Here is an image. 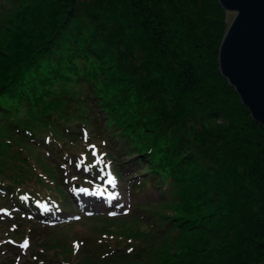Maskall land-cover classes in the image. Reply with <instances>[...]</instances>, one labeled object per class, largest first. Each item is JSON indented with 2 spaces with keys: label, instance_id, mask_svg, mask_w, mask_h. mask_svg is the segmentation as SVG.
Segmentation results:
<instances>
[{
  "label": "rangeland",
  "instance_id": "374dc122",
  "mask_svg": "<svg viewBox=\"0 0 264 264\" xmlns=\"http://www.w3.org/2000/svg\"><path fill=\"white\" fill-rule=\"evenodd\" d=\"M98 1H100V4L103 6L102 8L110 12L112 15L110 16L112 19L104 23L105 26L117 28V31L121 34L120 37L123 41L127 44L134 43L137 41L138 36L142 37L141 33L143 32V28L140 27L141 30L137 27L129 28V24L133 23L136 25L133 20V15H127L128 13H126L129 7L124 4H119L117 6L115 5L114 8H111L110 6L105 5L108 4L107 0ZM6 2L8 1L4 0L0 2L1 6ZM73 2L74 4L71 3V0H35V6L33 7L34 10L31 15H29V12L24 11V8H22L25 7L27 3L29 5V0L23 5L22 2H17L10 11H6L3 7H1L0 49H8V62L18 65L21 63V60L27 59L31 55L33 56L35 52H40L46 47V49L50 48L49 52L54 53L57 51L64 35H69L70 37L72 33L80 31H83L85 35H92L93 32L95 33L96 29L94 28L93 23L89 21L90 18L88 19L87 15V11L90 12L95 10V5L93 3L94 0H75ZM173 2L178 5V10L182 13L183 21H186L184 18H189L190 26L185 27L186 25L183 24L176 28L173 25L172 16H174L176 20L180 19L178 22H182V19L180 18L178 12L172 10V2L165 0V3L161 6V9L164 10L165 14L161 13L159 19H156L155 16L153 17V21L154 19L156 21L154 25H160L159 33H162L159 35V41H162L163 43L160 44L159 42H156L159 46L161 45V51L160 53H157L155 58H150L147 56V53H143L138 46V49L136 48V45L133 46V48L131 47L130 51L135 54L133 55V60L131 61L132 67L137 69V74L133 76V79L138 81V86L139 83L144 80V78L141 77L143 73L141 69H144L143 64H155L156 62H159L162 64V69L167 70V73L165 74L166 76L164 75L166 80L164 82L167 85L166 82L171 80L170 77L175 76L174 73H171V69L167 63L178 64L177 68L182 73L181 80L185 81L177 85L172 84L170 87L165 86V89H169L173 95L172 98H165V92H163V94L162 90L160 91V94L162 99L166 101L168 107L174 105L177 108V111L175 112L178 114L177 118L173 117V110L169 112V116L173 117V121L168 119V124H173V127L170 129L174 131L176 130L178 133L177 138L179 139L182 147H184L185 151L188 153H195V155L198 156V158L195 157L191 159V165H189L186 169L187 180L185 181V186L188 191L183 192L184 204L186 205V202L190 203L191 207H189V209L199 216L208 215L215 210V207L223 208L224 206L232 204H237L238 207L235 209L233 214L229 213L226 217L222 218L213 216L207 220H202L199 224H196V229L194 233L192 232L193 236H190L185 243H182L181 240L176 243L172 242L173 235H168L167 237L164 236V238L158 236V238H156L153 236L155 233L150 231L149 228L153 227V230L155 229L156 231H160V228L154 223L155 221L152 220V217L154 216L156 219H158L157 216L160 218L161 222H158L161 223L160 226H164L163 223L166 220H172L174 218L173 210H177L173 208L175 203L174 200L176 199V201H178L180 197L178 196L176 198L174 190L170 187H168L169 191L167 190V192L161 188V191L159 190L158 193V190L156 189V192L154 194L151 193V196L148 198L147 193L141 194L136 198L134 197L135 195H133V198H135L133 203H142H139L137 206V212L136 210L135 212L131 210V213L135 216L130 215L126 217V220L110 224L102 223L100 219L86 220L85 223H83V227L89 233H96L105 228V230H110V232L125 235H133L134 233L146 236L148 235L154 246V248L151 247V250L155 254L150 259L148 264H245L252 256H255V263L252 264H260V262H257L258 259L256 252L252 254L254 249H250L249 253H243L242 255L238 253L240 250L245 251L247 246H253L252 244H240V233H245L246 237V234L249 235L247 225L255 223L257 226L259 224L256 216V213L258 212V205L256 203L258 202L254 195L255 193H258V190L253 185L245 181V168L243 167L242 158L239 156L243 153V151H245L243 149L241 151V147L246 143L244 141L243 144V139H241L238 135V132L241 134V131H246L245 134L248 138V136H252V134L257 133L258 127L257 125L249 123L247 118L248 116L245 112H243V110L239 109V106L236 105L235 97L234 95L232 96V92L228 87L225 89L224 87H220L223 89V92H221L220 95L221 101L218 102L217 100L216 103L212 104L211 97L213 94H211V90L215 89L216 86L217 89H219L218 84L221 86L222 80L217 76L215 81V79H213L214 74L211 75L214 73V65L216 66V63H214L212 59L214 60V56L217 55L219 46L215 44L212 48L206 47L207 35L209 34L207 31L208 17L202 9H199L201 8V4H196L195 2L193 4L192 0H173ZM144 3L147 8L150 6L151 11L153 12L154 8L159 7V3L156 0H146ZM84 5H86L87 8ZM73 6L77 9H83L82 6H84V11L81 10V12L78 10L76 15L68 18L67 13ZM65 10L66 12H64ZM58 11L61 12V14H59ZM196 11L198 12L199 17L197 16ZM232 18V14L226 13L225 28H227ZM169 19H171V22ZM63 20L65 21L62 24ZM15 31L18 33L14 35V37H11ZM196 37L204 40V42L200 43L195 41ZM54 43L55 45H53ZM197 44L199 45L195 48V45ZM97 48L99 49V44L97 45ZM65 49L66 47H63L59 54L57 53L58 55H61V67L63 70H72L76 72V76L73 75L75 72H73L72 75H69L67 82L70 81V79L74 81L77 76L83 77L81 74H85V70H92L93 65L89 63L85 64L79 60H74V58L70 56L60 54L64 52ZM182 49H185L187 57L183 53ZM188 52L193 55H190L189 57ZM154 55H156V53ZM36 56L38 57V60L35 61L36 65L41 62V59L50 57L49 59L55 60L54 57H56L51 54ZM188 57L194 73L191 72V66L189 63L184 62L186 58L188 59ZM101 58L102 60H105L108 57L106 55H102ZM92 64L94 63L92 62ZM36 65H33L32 68L36 69V67H40ZM117 66L118 63L106 62L105 68H114L115 70ZM153 67L154 66L151 65V69ZM46 68L47 67H41L39 69ZM125 68H128V63ZM109 71L111 70L109 69ZM152 71L156 77H158L159 73H157V70L152 69ZM159 81L160 84L159 82H157V84L159 89H161L162 82L161 80ZM186 81L189 84H187ZM65 84L68 88L61 92L55 91L56 88L52 89L47 87L43 89L39 88L37 90L39 95L43 96L40 107L37 111L38 117L52 114H64L69 108V104L65 100L63 92L71 93V91L75 90V88L80 89V91H88L86 84L80 88L75 85L74 82ZM129 87L132 88L131 86ZM196 87L199 89H195ZM48 95H50L51 98L46 97ZM79 106L81 108L83 107L84 113L88 111L90 124L92 126H96L94 128L96 133L98 129L97 126H100L101 132L108 134L104 131V128L107 127L106 125L111 126V123H107L105 112L98 111V106L94 103H92L90 107H86V104ZM217 107L220 109L225 107L226 115H223L224 118L220 117L221 112H219L218 115L216 113L215 116L208 112L210 109H217ZM1 125L3 126V124H0V136L3 134V128ZM249 127H252L253 131L252 129L250 130ZM89 128L92 131V128ZM112 131L116 132L114 128H112ZM254 143L255 142L252 144ZM73 146L74 145L71 146L72 150L83 149L82 143H77L74 147ZM119 146L121 149L126 148V146L121 145L117 140L112 138L111 149L112 153L116 157L118 156ZM250 147L252 149H256L257 152L264 155V151H259V146L250 145ZM16 148L19 149L18 146H16ZM5 149L6 148L1 144L0 155L4 153ZM128 151L133 153L132 148L128 147ZM27 152L23 151L22 156L28 155ZM34 154L35 153L32 151L31 156H34ZM121 158H124V156ZM34 161V159H30L31 163ZM117 163L119 164L121 173H123L125 177L123 178L122 183L124 187H127L128 184L126 179L129 177V174L124 173L125 166L123 164H125V162L118 161ZM147 164L148 162L142 165V167H139V170L142 172L146 171L148 167L145 165ZM133 168L136 169L138 167L134 165ZM144 175L148 176L149 174ZM26 185L34 187L35 189H43V187L37 185L34 180L28 182ZM59 189L60 188L51 187L55 198L60 203L62 194L59 192ZM63 190L65 191V189ZM127 193L128 188H126V194ZM145 199L149 200V202H145ZM141 211L146 215H144ZM69 212L70 210L67 213ZM138 217L139 219H141V217L144 219L139 222ZM2 221L3 220H0V227L5 228V230L8 231V225H10L12 221ZM22 222H24V220L21 221V223ZM137 224L141 226L135 227ZM64 233L65 231L63 230L57 232L52 229L43 230L38 238H34L31 253L38 254V260L42 263L53 264L55 260L52 259L50 249L46 248L44 243L48 239L55 238L58 235L60 237ZM112 234L116 235L115 233ZM252 243H254V239ZM65 244L69 245V241H65ZM111 244L116 243L111 241L108 242V244H104L106 245L105 249H107V246ZM38 245L44 249V254L43 252L42 254L37 252L36 246ZM86 246L88 245L86 244ZM190 247L192 248L191 257L187 256L189 253V250L187 249H190ZM180 251L181 256L175 261L173 253ZM169 254L170 256H168ZM97 255L100 256V253H97ZM14 256L15 253L13 254V259ZM195 257H198L196 261L194 259ZM240 257L242 259H240ZM2 260L10 262L11 257H9L6 253L4 256H0V262ZM73 260L76 262L78 260V256L74 257ZM95 263L96 262L94 260H86V264ZM35 264H37V261H35ZM116 264L123 263L120 260H117ZM125 264L142 263L133 261L130 263L126 262Z\"/></svg>",
  "mask_w": 264,
  "mask_h": 264
},
{
  "label": "trees",
  "instance_id": "16d2710c",
  "mask_svg": "<svg viewBox=\"0 0 264 264\" xmlns=\"http://www.w3.org/2000/svg\"><path fill=\"white\" fill-rule=\"evenodd\" d=\"M15 1L19 3L22 2L23 5L28 0ZM73 1L75 0H71L72 4H74ZM144 1L146 0H107L108 4H105L111 8H114L115 5L117 6L119 4H124L129 7L126 13H128L127 15L132 14L133 20L136 23V25L133 23L129 24V28L137 27L139 30L143 28V32L141 33L142 37L138 36L136 41L137 43L134 42L127 44L123 41V39H121V34L117 31V28L105 26L104 23L108 20L110 21V19H112L110 16L112 15L110 12L102 8L103 6L100 4V1L94 0L93 3L95 5V10L90 12L86 10L88 19L90 18L89 21L93 23L94 28L96 29V32H93L92 35H85L83 31L72 33L70 37L69 35H64V38L62 39L56 52H49L50 48L46 49V47L40 52H35L33 56L31 55L29 58L21 60V63L18 65L9 63L8 49L1 48L0 121L6 122L9 118H15L16 123L20 124L23 128H29L33 123V119H28L29 116L20 117L18 115V111L25 110L33 114L35 110L39 109L43 99V96H40L37 92L39 88H56L55 91L61 92L68 88L65 83L70 84L74 82L75 85L79 86V88L86 84L88 91H80V89L75 88V90L71 91V93L63 92L65 100L68 104H74L78 108L76 109V112L79 110L80 113H84L83 107L81 108L79 105L86 104V107H90L91 99L98 106L99 111L105 112L106 117L109 120V122L107 120V123H111V126L106 125L107 128H114L118 136H120L121 142L123 144H127L129 148L133 149V153L130 154H135L139 158H142L144 162H148L146 172L152 176V180H148V183L152 184L156 182L155 186L165 188L166 192L168 187H170L174 190L176 198L178 196L180 197L178 201H176V199L174 200L175 203L173 208L177 210H173L174 218L172 220H168L167 227L173 231L178 230L175 234V238L172 239V242L176 243L181 240L182 243H185L190 236H193L192 232L194 233L196 224H199L202 220H207L213 216L223 218L229 213L233 214L238 205L232 204L224 206L223 208L215 207V210L208 215L199 216L189 209V207H191L190 203L186 202L187 206L184 204L183 192L188 191L185 186V181L187 180L186 169L189 165H191V159L195 157L198 158V156H196L195 153H188L185 151L184 147H182L179 139L177 138L178 133L176 130L174 131L170 129L173 127V124L169 125L168 119L173 121V117L177 118L178 114L175 113L177 108L174 105L168 107L166 101L162 99L160 91L162 90V93L165 92V94L163 93L165 98L170 99L173 95L169 89H165V86L170 87L172 84H181L185 80H181L182 73L177 68L178 64L167 63L171 69V73H174L175 76H171V80L166 82V85L164 81H166L165 74L167 73V70H163L162 64L159 62H156V65L153 63L143 64L144 69H141L143 71L141 77L144 78V80H142L138 86V81L133 79V76L137 74V69L132 67L131 61L133 60V55L135 54L130 51L131 47L133 48V46L136 45V48L138 46L143 53H147V56L155 58L157 53H160L161 51V45L159 46L156 42H159L160 44L163 43L162 41H159V35L162 34L159 33L160 25H154L156 21L155 19L153 21V17L155 16L156 19H159L161 13L165 14L164 10L161 9L165 0H156L159 3V7L154 8V12L151 11L150 6V8L146 7ZM169 1L173 4L172 10L178 12L180 18L182 19V22H178L180 19L176 20L175 17L172 16L173 25L176 28L183 24L186 25L185 27L190 26L189 18H184L186 19L184 22L182 13L178 10V5L173 2V0ZM192 2L193 4L194 2L196 4H201V8L199 9H202L208 17L207 31L209 34L207 35L206 47L212 48L215 44L219 46V43L226 31V13L219 7L216 0H192ZM34 4L35 0H29V5L27 3V5L22 8H24V11L29 12L28 14L31 15L34 10ZM84 6L86 7V5ZM84 6H82L83 9H77L74 6L71 7V10L67 13V17L70 18L71 16L76 15L78 10L84 11ZM64 12H66V10ZM59 14H61V12H59ZM197 16L199 17L198 12ZM64 21L65 20H63L62 24ZM169 21L171 22V19H169ZM17 33L18 32L15 31L11 37H14ZM195 41L200 43L204 42V40H201L198 37H196ZM98 44L100 50L97 48ZM53 45H55V43ZM198 45L199 44L195 45V48ZM63 47H66V49L60 54L70 56L74 58V60H79L85 64L89 63L93 65L92 70H85L86 73L81 74L83 77L77 76L74 81L70 79V81L67 82L69 75H72L75 71L62 69V61H60L61 55L58 54ZM182 51L187 57L185 49H182ZM155 53L156 55H154ZM45 54L56 56L54 57L56 61L49 59L50 57H46L45 59H41V62L36 65L35 61L38 60L36 55ZM102 55H106L108 58L102 60ZM190 55L193 54L189 53V57ZM189 57L188 59L186 58L184 62L189 63L191 66V72L194 73ZM212 61L216 63V66L214 65V73L211 74H214V78H212L215 79L218 76L222 80L221 86L218 84L219 89H217V86L215 85L216 88L211 90V94H213L211 97L212 104L216 103L217 100L218 102L221 101L220 95L221 92H223L222 88L224 87L225 89L228 87L232 92V96L234 95L235 97L236 105L239 106V109L243 110V112H245L248 116L247 118L249 123L257 125L251 120L247 109L240 104V101L234 91L219 75L217 55L214 56V60L212 59ZM92 62L94 64H92ZM106 62H115L118 63V66L115 70L114 68H105ZM127 63L128 68H125ZM33 65L40 67H36L35 69L32 68ZM151 65L154 66L152 69L157 70V73H159L158 77H156L152 71ZM41 67L47 68L39 69ZM109 69L111 71H109ZM73 75L76 76V72ZM159 80L162 82L161 89H159L157 84V82L160 84ZM187 84L189 83L187 82ZM195 89L199 88L196 87ZM46 97L51 98L50 95ZM171 110L174 112L173 117L169 116V112ZM208 112L214 116L216 113L218 115L219 112H221L220 117L222 118H224L223 115H226L225 107H222L221 109L218 107L217 109H210ZM35 121L40 122V120ZM257 127V133L252 134V136H248V138L245 134L246 131H241V134L238 132V135L241 139H243V144L244 141L246 143L241 147V151L242 149L245 151H243V153L239 156L242 158L243 167L245 168V181L253 185L258 190V193H255L254 195L258 202L256 203L258 205V212L256 213V216L257 221L259 222L257 226L255 223L247 225L249 235L246 234V237L245 233H240V244H252L253 246H247L245 251L240 250L238 253L242 255L243 253H249L250 249H254L252 254L256 252L258 259L257 262L264 264V155L257 152L256 149H252L250 147V145H257L260 147L259 151H264V131L259 127V125H257ZM251 129L252 127L250 130ZM253 142L255 143L252 144ZM253 239L254 243H252ZM187 250H189L187 256L191 257L192 248L190 247V249L188 248ZM144 255L146 256L145 262H135L148 264L150 259L154 256L153 254L149 255L148 253H145ZM168 256H170V254ZM173 256L176 261L181 256V251L177 253L174 252ZM194 259L196 261L198 257H195ZM240 259L242 258L240 257ZM252 263H255V256L250 257L245 264Z\"/></svg>",
  "mask_w": 264,
  "mask_h": 264
},
{
  "label": "water",
  "instance_id": "95a60500",
  "mask_svg": "<svg viewBox=\"0 0 264 264\" xmlns=\"http://www.w3.org/2000/svg\"><path fill=\"white\" fill-rule=\"evenodd\" d=\"M233 18L217 51L219 75L264 131V0H216Z\"/></svg>",
  "mask_w": 264,
  "mask_h": 264
},
{
  "label": "snow or ice",
  "instance_id": "6c2138e0",
  "mask_svg": "<svg viewBox=\"0 0 264 264\" xmlns=\"http://www.w3.org/2000/svg\"><path fill=\"white\" fill-rule=\"evenodd\" d=\"M29 245H28V242L27 241H25V243L23 244V247L24 248H27ZM129 251H131V249H129Z\"/></svg>",
  "mask_w": 264,
  "mask_h": 264
}]
</instances>
